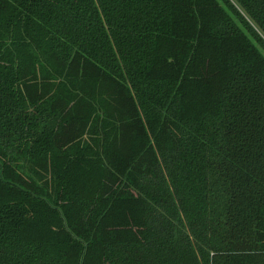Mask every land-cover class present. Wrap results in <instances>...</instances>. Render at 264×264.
I'll return each mask as SVG.
<instances>
[{
	"label": "trees",
	"instance_id": "obj_1",
	"mask_svg": "<svg viewBox=\"0 0 264 264\" xmlns=\"http://www.w3.org/2000/svg\"><path fill=\"white\" fill-rule=\"evenodd\" d=\"M263 36L264 0H0V264H264Z\"/></svg>",
	"mask_w": 264,
	"mask_h": 264
},
{
	"label": "rangeland",
	"instance_id": "obj_2",
	"mask_svg": "<svg viewBox=\"0 0 264 264\" xmlns=\"http://www.w3.org/2000/svg\"><path fill=\"white\" fill-rule=\"evenodd\" d=\"M250 21V20H249ZM264 37V36H263Z\"/></svg>",
	"mask_w": 264,
	"mask_h": 264
}]
</instances>
